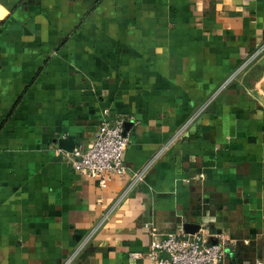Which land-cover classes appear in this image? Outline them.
<instances>
[{"label":"crops","instance_id":"0c3cea01","mask_svg":"<svg viewBox=\"0 0 264 264\" xmlns=\"http://www.w3.org/2000/svg\"><path fill=\"white\" fill-rule=\"evenodd\" d=\"M105 109L130 143L102 186L58 141ZM187 222L264 264V0H0V264H153Z\"/></svg>","mask_w":264,"mask_h":264},{"label":"built area","instance_id":"2783aa9c","mask_svg":"<svg viewBox=\"0 0 264 264\" xmlns=\"http://www.w3.org/2000/svg\"><path fill=\"white\" fill-rule=\"evenodd\" d=\"M129 143L125 119L112 116L105 109L92 145L75 146L67 156L79 174L106 186L113 176H126L124 153ZM232 242L230 238L219 236L213 243L205 230L190 234L180 227L159 238L154 234L149 257L153 264H221Z\"/></svg>","mask_w":264,"mask_h":264},{"label":"water","instance_id":"95a60500","mask_svg":"<svg viewBox=\"0 0 264 264\" xmlns=\"http://www.w3.org/2000/svg\"><path fill=\"white\" fill-rule=\"evenodd\" d=\"M126 132V130H125ZM59 144L60 146H62L63 148H65L66 150L72 152L74 147H75V141L71 142V144L68 146V145H64V140L63 139H59ZM183 229L186 233H190V234H194L196 233L199 229H200V225L196 224V223H193V222H187L184 224L183 226ZM216 242V241H214ZM213 242V243H214Z\"/></svg>","mask_w":264,"mask_h":264}]
</instances>
